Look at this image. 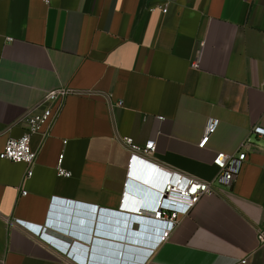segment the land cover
Instances as JSON below:
<instances>
[{"label":"crops","instance_id":"1","mask_svg":"<svg viewBox=\"0 0 264 264\" xmlns=\"http://www.w3.org/2000/svg\"><path fill=\"white\" fill-rule=\"evenodd\" d=\"M60 88L74 94L50 135L32 136L33 176L0 159V264H82L77 254L87 264H264V138L252 134L264 131V0H0V154ZM211 118L220 126L202 148ZM127 138L155 140L157 151L130 169ZM248 138L234 185L203 198L156 247L149 230L134 241L96 234L112 227L104 212L149 216L131 197L141 164L158 182L161 170L212 181L215 157ZM61 155L72 178L58 177ZM95 241L126 250L96 258Z\"/></svg>","mask_w":264,"mask_h":264},{"label":"built area","instance_id":"2","mask_svg":"<svg viewBox=\"0 0 264 264\" xmlns=\"http://www.w3.org/2000/svg\"><path fill=\"white\" fill-rule=\"evenodd\" d=\"M49 3L50 0H44ZM167 12V9H164ZM74 91L68 88H60L48 93L37 105L32 107L19 121L26 127V133L20 139H9L0 159L13 163H24L29 167L27 178L33 176V168L36 165L38 154L31 147L32 136L36 133H44L49 136L55 123L60 117L65 100ZM220 120L211 118L208 120L206 131L200 146L204 148L210 138L217 132ZM252 134L264 138V131L254 129ZM124 143L130 151L129 168L133 169L140 159L151 158L157 151L155 140L148 141L144 146L137 145L133 139H124ZM253 147L251 139L245 140L239 151L235 154L219 153L214 159V165L218 174L212 181H203L188 177L175 171L161 170L163 174L159 179L153 197V204H143V210H137L140 215L147 214L146 219L151 232L158 233L153 247L169 238L170 233L181 223V219L188 216L200 201L212 195H222L224 190L231 188L240 176L245 163L248 161L249 150ZM64 155L60 156L57 166L58 177L72 178L73 174L63 166ZM160 172V171H159ZM27 193L23 192V196ZM150 201V202H151ZM132 210V209H131ZM14 225L25 228L30 233L40 235L41 231L34 225L23 221H16ZM152 226V227H151ZM155 228V229H154ZM153 236V234H150ZM257 237L260 244L264 245V227H259ZM51 242V239H48ZM53 243V242H52ZM56 245V243H54ZM60 249H64L58 246ZM73 255V254H72ZM69 256V255H68ZM71 257V256H70ZM75 258L87 264V260L80 255ZM85 261V262H84ZM247 259L242 261L243 264Z\"/></svg>","mask_w":264,"mask_h":264},{"label":"water","instance_id":"3","mask_svg":"<svg viewBox=\"0 0 264 264\" xmlns=\"http://www.w3.org/2000/svg\"><path fill=\"white\" fill-rule=\"evenodd\" d=\"M158 185V178L155 171L145 165L141 164L134 172V182L132 184V203L135 207L139 208L146 202L153 200L155 190ZM65 206H69L70 203H58ZM77 209H88L93 214L97 211L95 207H88L84 205H73ZM136 212V210H135ZM137 213V212H136ZM105 221L109 223L110 226L114 227L118 225L119 230L115 231L114 228H98L96 234L104 235L107 237H119L120 239H125L126 241H134L140 237L139 231H147L149 224L146 219L138 216H130L125 214H116L112 212H104ZM91 221L93 218L90 219ZM116 233V234H115ZM107 247L109 251H100L99 247ZM93 257L112 259L113 256L119 255L120 251L124 252L126 249L121 248V246L113 245L110 243L95 241L93 244ZM101 260V259H100Z\"/></svg>","mask_w":264,"mask_h":264},{"label":"clouds","instance_id":"4","mask_svg":"<svg viewBox=\"0 0 264 264\" xmlns=\"http://www.w3.org/2000/svg\"><path fill=\"white\" fill-rule=\"evenodd\" d=\"M41 231V230H40Z\"/></svg>","mask_w":264,"mask_h":264}]
</instances>
